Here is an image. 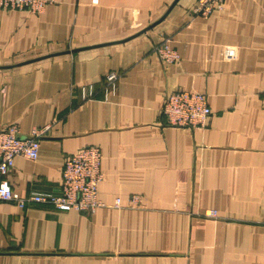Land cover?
I'll return each mask as SVG.
<instances>
[{"label":"crops","instance_id":"obj_1","mask_svg":"<svg viewBox=\"0 0 264 264\" xmlns=\"http://www.w3.org/2000/svg\"><path fill=\"white\" fill-rule=\"evenodd\" d=\"M172 1L0 9V127L50 124L36 159L14 158L7 186L57 192L66 157L86 145L103 173L93 212L0 200V264H264V0L193 19L196 0H178L120 41ZM165 38L175 62L153 50ZM178 89L206 95L203 128L165 124Z\"/></svg>","mask_w":264,"mask_h":264},{"label":"built area","instance_id":"obj_2","mask_svg":"<svg viewBox=\"0 0 264 264\" xmlns=\"http://www.w3.org/2000/svg\"><path fill=\"white\" fill-rule=\"evenodd\" d=\"M57 0H0V9L20 10L38 14L47 4ZM226 0H196L190 9L191 18L206 17L213 11H221ZM169 39L154 46L158 58L165 63L178 60L176 50L169 46ZM230 56V55H228ZM118 78L114 72L106 76V82L113 84ZM264 98V88L261 91ZM206 95L196 90L178 89L165 96L161 108L164 122L170 126L203 128L210 115ZM50 124L33 127L26 135H21L17 124L10 123L0 127V200L13 201L24 207L30 204H46L59 211L76 210L93 212L103 205L99 198L98 184L103 178L100 169L101 151L98 146L86 145L70 153L61 170V183L57 192H39L20 196L9 188L5 175L10 171L16 156L34 160L37 158L40 139L49 129ZM119 199H116V205ZM137 196H132L131 205L137 206ZM215 216L214 210L207 212Z\"/></svg>","mask_w":264,"mask_h":264},{"label":"water","instance_id":"obj_3","mask_svg":"<svg viewBox=\"0 0 264 264\" xmlns=\"http://www.w3.org/2000/svg\"><path fill=\"white\" fill-rule=\"evenodd\" d=\"M177 1L178 0H173L172 3L168 6V8L165 10V12L157 20L153 21L152 23L148 24L147 26H145L144 28H142L138 32H136V33L128 36L127 38H125L123 40H120V41H124V40H127L129 38H132L134 36H137V35H139L141 33H145L147 30L153 28L157 23H159L161 20H163L165 18V16L168 14V12L170 11V9L177 3ZM86 47H89V46H86ZM86 47H83V48H86ZM79 49H82V48H73V49H70V50H66V52H73V51H77Z\"/></svg>","mask_w":264,"mask_h":264},{"label":"rangeland","instance_id":"obj_4","mask_svg":"<svg viewBox=\"0 0 264 264\" xmlns=\"http://www.w3.org/2000/svg\"><path fill=\"white\" fill-rule=\"evenodd\" d=\"M262 91V90H261Z\"/></svg>","mask_w":264,"mask_h":264}]
</instances>
